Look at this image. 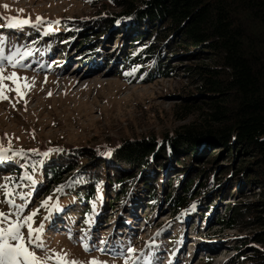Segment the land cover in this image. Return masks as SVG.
<instances>
[{
	"label": "rangeland",
	"instance_id": "1",
	"mask_svg": "<svg viewBox=\"0 0 264 264\" xmlns=\"http://www.w3.org/2000/svg\"><path fill=\"white\" fill-rule=\"evenodd\" d=\"M99 6L87 0H0V25H4L0 52L7 57L19 49L17 59L24 55L21 63L30 65L12 68L5 62V74L15 71L34 85L22 99L8 91L9 100H0V137L7 134L13 151L62 149L38 160L37 152L31 151L0 160V185L13 191L15 201L7 203L5 190L0 189V211L11 221L17 218V206L26 205L23 214L39 210L34 226L44 227L45 249L35 251L48 258L47 264H61L56 254L84 264L93 258L125 264L129 247L136 252L127 256L140 257L135 264H147L145 257L151 264H247L246 257L256 245L251 240L256 228L241 222L229 229L218 219L259 201L258 185L231 187L229 194L217 198L221 186L203 193L197 186L184 211L167 202L183 194L186 182L196 176V172L190 175L195 171L191 159L182 164V153L174 157L169 151L165 164L150 158L146 167L151 168L145 174L133 172L126 184L118 177L132 167L113 156L95 153L70 168L81 150L104 149L143 135L161 137L192 119L180 120L177 113L184 96L196 86L188 71L190 63L165 52L159 62L139 61L132 68L135 60L127 58L135 45L134 29L113 24L89 32L98 23L91 20L112 8L108 3ZM5 16L33 21L39 16L43 23L9 27ZM170 66L175 67L173 74L164 75ZM5 83L14 87L11 81ZM212 152L215 149L203 152L201 158ZM32 161H36V171L31 173L35 183L25 178V164ZM60 167L69 170L61 180L66 186L57 192L60 185L50 182V175ZM15 170L21 172L16 175ZM123 185L129 186L124 193ZM49 196L50 206L43 207Z\"/></svg>",
	"mask_w": 264,
	"mask_h": 264
},
{
	"label": "trees",
	"instance_id": "2",
	"mask_svg": "<svg viewBox=\"0 0 264 264\" xmlns=\"http://www.w3.org/2000/svg\"><path fill=\"white\" fill-rule=\"evenodd\" d=\"M87 1L95 7L107 3L112 7H101L104 10L91 20L98 23L89 32L113 24L124 29L128 24L134 29L135 45L127 58L129 62L135 60L132 68L139 61L159 62L161 55L169 52L171 58H185L190 63L188 71L196 86L184 96L185 103L177 111L180 120L192 118L190 121L161 137L143 135L104 149L81 150L76 153L74 166L69 167L111 149V156L132 167L118 177L123 183L135 171L145 174L151 168L146 167L150 158L165 164L169 151L174 157L182 153V164L191 159L195 171L190 175L196 172V176L186 182L183 194L171 196L167 202L184 211L197 186L202 193L221 186L217 198L229 194L231 187L239 190L243 184L258 185L262 194L259 201L233 209L218 222L229 229L241 222L255 227L251 240L256 245L246 262L264 264V0ZM174 68L170 66L162 73L172 75ZM210 149L215 152L201 158ZM225 160L229 162L223 164ZM63 168L51 173L50 182L63 185V174L69 170ZM25 169L30 174L35 172L36 161L27 162ZM19 172L14 171L16 175ZM128 187L123 185L122 193Z\"/></svg>",
	"mask_w": 264,
	"mask_h": 264
},
{
	"label": "snow or ice",
	"instance_id": "3",
	"mask_svg": "<svg viewBox=\"0 0 264 264\" xmlns=\"http://www.w3.org/2000/svg\"><path fill=\"white\" fill-rule=\"evenodd\" d=\"M4 8H8L9 5L4 4ZM19 11L23 12V9ZM5 19L9 21V27H18L20 25H27L31 23H43V17L37 16L35 21L31 18H21L18 16H5ZM55 23H59V21H55ZM4 25H0L3 27ZM51 28V25H49ZM19 49H17L16 53H13L7 57L3 56L2 52H0V100H9L8 95L6 94L8 91H13L17 94V99H22L28 90L33 87V84H30L28 77H21L18 73L13 71L10 74H5L6 69L3 67V64L7 62L12 68L20 67H30L28 64H22L21 61L25 58L24 55H21L19 59H17V53ZM135 71V69L133 70ZM126 75H132V73H126ZM5 81H11L14 87L9 88V86L5 83ZM48 95H52L51 92ZM25 105H27V101H24ZM15 107V105H13ZM7 140L8 146L5 147L4 143ZM26 151L31 152H39L40 155L47 157L50 153L56 151H62V149L57 148H49L47 151L40 152L38 149H12L11 140L7 139V134L4 137H0V160H9L15 156H22L26 154ZM12 152V155L9 156L8 153ZM112 150L108 149L106 152L102 153V155L111 156ZM25 178L27 180L35 183L34 177L25 173ZM65 185L59 186L56 191H63ZM0 189L5 190V195L8 197L7 203L15 204V201L11 199L14 195L11 189L7 188V185H0ZM52 197L49 196L42 202L43 207H49L50 201ZM26 205H20L16 208L17 218L9 221L8 214L3 211H0V264H47V257L41 258L37 255L35 249L39 248L41 250L45 249V244L43 242L42 233L44 232L43 225L39 227H35L34 218L38 214V209L32 211L28 214H23V208ZM51 207L58 208V204H52ZM23 229V231H22ZM25 231L27 235H25ZM87 248V245H85ZM136 249L133 247H129L125 250V264H135L136 260H139L140 257H132L127 256V253H135ZM55 259L61 261V264H84L82 261L76 260H68L66 254H56ZM147 264H151V261L145 257ZM90 264H107V262L99 261L96 258L90 262Z\"/></svg>",
	"mask_w": 264,
	"mask_h": 264
},
{
	"label": "bare ground",
	"instance_id": "4",
	"mask_svg": "<svg viewBox=\"0 0 264 264\" xmlns=\"http://www.w3.org/2000/svg\"><path fill=\"white\" fill-rule=\"evenodd\" d=\"M61 49V48H60ZM139 210V209H138ZM135 216H136V214H135Z\"/></svg>",
	"mask_w": 264,
	"mask_h": 264
}]
</instances>
